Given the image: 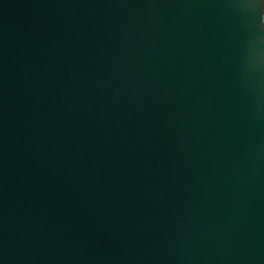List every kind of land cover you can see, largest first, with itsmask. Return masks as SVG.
Instances as JSON below:
<instances>
[{
  "label": "water",
  "instance_id": "obj_1",
  "mask_svg": "<svg viewBox=\"0 0 264 264\" xmlns=\"http://www.w3.org/2000/svg\"><path fill=\"white\" fill-rule=\"evenodd\" d=\"M0 264H264V0H0Z\"/></svg>",
  "mask_w": 264,
  "mask_h": 264
}]
</instances>
